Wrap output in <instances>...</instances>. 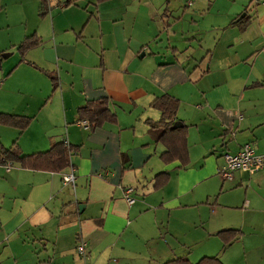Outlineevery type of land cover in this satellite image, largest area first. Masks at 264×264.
Masks as SVG:
<instances>
[{
  "label": "crops",
  "instance_id": "1",
  "mask_svg": "<svg viewBox=\"0 0 264 264\" xmlns=\"http://www.w3.org/2000/svg\"><path fill=\"white\" fill-rule=\"evenodd\" d=\"M0 4L8 31L0 39V114L27 122L23 130L0 123V146L16 142L23 154L62 140L76 147L74 189L62 185L66 167L7 161V169L0 161V264H162L175 257L164 220L199 200L215 214L229 211L214 229L239 231L228 251L240 243L244 264H264V168L235 170L231 180L218 174L223 154L244 144L264 154L262 1L47 0L43 16L40 0ZM32 33L40 44L22 56L17 46ZM163 94L179 100L175 122L188 126L185 166L163 164L165 147L149 133L160 117L150 103ZM99 98L116 121L90 130L77 109ZM161 171L169 178L154 188ZM79 240L88 260L76 252Z\"/></svg>",
  "mask_w": 264,
  "mask_h": 264
},
{
  "label": "trees",
  "instance_id": "2",
  "mask_svg": "<svg viewBox=\"0 0 264 264\" xmlns=\"http://www.w3.org/2000/svg\"><path fill=\"white\" fill-rule=\"evenodd\" d=\"M0 4V9H1ZM47 9V0H40V16L45 14ZM40 44V38L32 33L26 36L17 46V51L23 56L25 52ZM1 57V54H0ZM56 86V77L49 75ZM150 105L160 112V117L156 121H149V133L157 142L163 144L165 149L160 153V158L165 163L173 160H179L182 165L187 164L188 145L186 124L171 129L176 121V113L179 107V100L170 94H163L155 97ZM80 120H87L90 130L104 125L105 123H114L116 115L109 108L107 98H99L87 101L81 104L78 109ZM0 123L16 124L23 130L27 124L20 116L12 114H0ZM76 147L68 145L66 142L57 141L50 145L45 151H38L30 154H23L20 147L14 142L10 147L0 146V161L7 164V161L17 162L22 167L32 170H42L50 172H60L65 167L75 169L70 164V154ZM65 172V171H64ZM62 171V173H64ZM61 173V174H62ZM169 178L166 171H161L154 176V188L163 186ZM76 181V180H75ZM239 231L234 228L221 229L217 235L223 240L222 251L238 237ZM162 264H224L218 255L202 256L196 262H192L187 256H177L164 261Z\"/></svg>",
  "mask_w": 264,
  "mask_h": 264
},
{
  "label": "rangeland",
  "instance_id": "3",
  "mask_svg": "<svg viewBox=\"0 0 264 264\" xmlns=\"http://www.w3.org/2000/svg\"><path fill=\"white\" fill-rule=\"evenodd\" d=\"M13 10L17 8L13 7ZM1 10V9H0ZM16 25H19L18 23ZM2 26V25H0ZM8 31L6 29H0V39L4 36ZM17 56V54L15 55ZM1 83V82H0ZM159 160L163 164L165 163L159 157ZM188 179L192 178L193 175L188 173ZM185 181V180H184ZM211 181V190L214 191L216 188V183L213 185ZM171 184H175V177L171 181ZM214 187V188H213ZM205 193V187H201L197 194L202 196ZM206 195L203 200H205ZM210 197V202H212ZM202 200V201H203ZM198 203V202H197ZM193 205H186L182 208L175 209L174 213L171 214L170 219L164 220V225L169 227L168 232V241L173 249V254L171 253L168 257H177V256H187L192 262H196L202 256H214L218 255L223 258L224 255L229 257V261L234 264H244L240 259L241 255V244L236 243L231 246L230 251L229 248L222 251L223 240L218 235H207L209 231L217 232L218 230H214L219 223L220 213H226L229 211L225 209H221L216 214L211 210V205L205 202H201ZM162 214V213H161ZM234 214V213H233ZM218 229V228H217ZM166 228H163L165 231ZM208 231V232H207Z\"/></svg>",
  "mask_w": 264,
  "mask_h": 264
},
{
  "label": "built area",
  "instance_id": "4",
  "mask_svg": "<svg viewBox=\"0 0 264 264\" xmlns=\"http://www.w3.org/2000/svg\"><path fill=\"white\" fill-rule=\"evenodd\" d=\"M262 1L264 0H255ZM84 126H88L87 121L82 122ZM224 164L218 168V174L223 179H232V173L235 170L245 171L249 173H254L262 168H264V154L256 152L255 148L250 144H244L237 152L223 154ZM10 163L6 164L7 169L10 167ZM76 175L72 168L68 169L61 174V181L63 186H69L72 189L75 187ZM134 188L127 186L122 190V195L128 205L135 202L133 196ZM76 252L84 259L88 260L89 256L86 249V244L83 240H79L76 244ZM87 264H93L90 261Z\"/></svg>",
  "mask_w": 264,
  "mask_h": 264
},
{
  "label": "water",
  "instance_id": "5",
  "mask_svg": "<svg viewBox=\"0 0 264 264\" xmlns=\"http://www.w3.org/2000/svg\"><path fill=\"white\" fill-rule=\"evenodd\" d=\"M143 55H144V52L141 54V56H143ZM3 56H4V54H3ZM181 125H182L181 122H174V124L171 126V129H175L177 127H180Z\"/></svg>",
  "mask_w": 264,
  "mask_h": 264
}]
</instances>
